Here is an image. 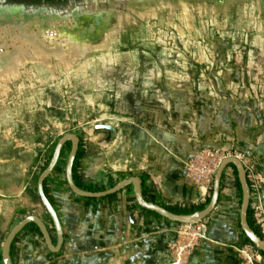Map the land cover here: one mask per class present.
I'll use <instances>...</instances> for the list:
<instances>
[{
    "label": "rangeland",
    "instance_id": "rangeland-1",
    "mask_svg": "<svg viewBox=\"0 0 264 264\" xmlns=\"http://www.w3.org/2000/svg\"><path fill=\"white\" fill-rule=\"evenodd\" d=\"M125 4L77 0L80 12L114 8V20L121 16L114 28L108 27L112 32L104 47L66 61L53 57L51 68L29 60L19 67L16 79L0 81L4 190L27 175L38 177L66 132L82 137L83 145L102 142L117 156H127L129 160L111 165L113 172L129 168L139 172L143 160L130 159L149 149L151 137L166 142L170 152L187 140L198 145L195 153H240L252 161L259 155L256 140L264 142V0L225 5L193 1L186 9L167 7L156 17L143 19ZM69 6L55 4L52 10L62 12ZM7 47L0 51V66L4 53H13V44ZM68 152L66 146L60 159L66 161ZM226 187L222 182L221 190ZM227 188H234L240 207L235 182ZM211 191L212 185L206 197ZM203 222L209 232L210 221ZM172 227L166 242L170 259L187 240L184 224ZM1 245L2 238L0 249ZM81 253L82 258L74 255L71 262L53 258L42 264H129L127 259L119 262L110 249Z\"/></svg>",
    "mask_w": 264,
    "mask_h": 264
},
{
    "label": "crops",
    "instance_id": "crops-1",
    "mask_svg": "<svg viewBox=\"0 0 264 264\" xmlns=\"http://www.w3.org/2000/svg\"><path fill=\"white\" fill-rule=\"evenodd\" d=\"M102 135V132L99 133V136ZM112 138L113 135H110ZM80 140L82 154L77 175L94 191H101V187L109 188L111 183L114 185L124 178L137 176L142 194L154 198V203L165 208L184 203L190 208L206 199L207 189L185 176L184 160L199 149L193 141H181L170 152L166 142L151 137L149 149L130 159L133 162L143 160V168L139 172L131 168L113 172V163H122L129 158L117 156L102 142H87V145H83L82 137ZM261 140H256L260 142L258 149L261 154L252 159L257 168L264 171V142ZM152 145L157 146L155 150ZM66 161L59 158L45 183L63 226L64 242L60 251H49L42 235L29 223L11 244L12 264H42L53 258L71 262L74 255L82 258L83 251L97 254L106 249L116 252L119 262L127 259L129 264H169L171 259L166 251V242L173 234L172 223L175 222L143 210L135 200L131 184L113 198L76 195L66 182ZM232 175L230 167L224 170L222 182L225 186H233ZM37 178L32 179L27 175L20 183L8 184L6 190L0 187L2 243L12 227L28 215L39 216L46 223L53 243H56L53 222L37 194ZM227 187L220 190L218 203L208 217V239L197 242L183 264H245L237 252L244 241L239 236V225H235L237 221L239 224L240 207L235 203L234 188ZM77 246L84 248L78 250ZM138 254L143 257L138 258ZM257 264H264L263 256Z\"/></svg>",
    "mask_w": 264,
    "mask_h": 264
},
{
    "label": "bare ground",
    "instance_id": "bare-ground-1",
    "mask_svg": "<svg viewBox=\"0 0 264 264\" xmlns=\"http://www.w3.org/2000/svg\"><path fill=\"white\" fill-rule=\"evenodd\" d=\"M202 5L208 0H128L125 7L140 19L156 17L167 7L180 6L186 9L192 2ZM235 0H213L217 4H228ZM114 8L90 11L78 14L74 9H68L59 14L39 15L37 10L26 13H5L0 16V51L14 46L13 53L5 55L4 63L0 66V81L13 80L19 76L18 69L29 60L41 61L51 68L54 57L66 61L72 56H81L89 50L101 49L107 37L112 32L104 27L114 28L116 21ZM104 26V27H103ZM84 37V38H83ZM0 53V56L3 53Z\"/></svg>",
    "mask_w": 264,
    "mask_h": 264
},
{
    "label": "water",
    "instance_id": "water-1",
    "mask_svg": "<svg viewBox=\"0 0 264 264\" xmlns=\"http://www.w3.org/2000/svg\"><path fill=\"white\" fill-rule=\"evenodd\" d=\"M94 2H96V0H94ZM110 17L112 19L113 15H111ZM108 27L109 25L105 26L104 30L107 31ZM105 128L115 131V129L111 126H105ZM67 141H70L71 146H70V150H69L66 165H65V177H66V182H67L68 187L76 195H79L82 197H89V198L106 197L108 195L118 193L125 186L131 184L133 187V193L135 196V200L140 207L145 208L150 211H154L158 213L160 216L169 219L170 221L179 222L182 224H190V223L202 221L203 219H205L207 216H209L213 212V210L215 209L218 203L222 174L229 164H233L236 168L237 177H238V180L241 186V191H242L240 210H239L240 228L243 231L244 235L253 243V245L264 253V239L254 231V229L249 225L248 220H247V212L249 208V199H250V189H249V185H248V181L246 177L245 168L243 166L242 161L238 157L231 155V156H226L221 160L214 174L210 201L203 209L189 213V214H175L157 203H154L152 201H147L143 197L142 189L140 185V179L137 176H131L128 178H124L118 181L117 183H115L113 186L106 188L104 190H101V191H89V190L79 188L73 180L72 168H73V163H74V160L76 158L77 151L79 148L80 137L74 132H69V133H65L58 139L47 166L39 174L37 178V194L40 198L42 205L47 210L53 222V226H54L56 236H57L56 243L55 244L53 243L51 233L46 223L37 215H28L24 217L23 219H21L18 223H16L12 227V229L9 231L6 238L4 239L1 245V249H0V256H1L0 264H12L11 257H10L11 244L14 241L17 234L29 223H34L38 227L43 237L44 243L49 249V251L54 252V253L60 251L63 245V242H64L63 226H62V222L54 206L52 205L49 198L45 194L44 180L51 174V172L56 167L58 160L60 158L61 150Z\"/></svg>",
    "mask_w": 264,
    "mask_h": 264
},
{
    "label": "built area",
    "instance_id": "built-area-1",
    "mask_svg": "<svg viewBox=\"0 0 264 264\" xmlns=\"http://www.w3.org/2000/svg\"><path fill=\"white\" fill-rule=\"evenodd\" d=\"M234 155L238 157L245 168L246 177L250 189L249 208L253 212L255 224L260 229L264 239V171L258 169L256 164L248 157L240 153H223L215 156L213 152L194 153L184 161L185 176L201 188L208 189L212 185L214 174L226 156ZM186 239L176 254L172 255L169 264H183L191 249L200 240L208 239V232L205 223L202 221L184 224ZM239 256L245 264H257L262 255L257 247L245 243L237 249ZM185 253V255H184Z\"/></svg>",
    "mask_w": 264,
    "mask_h": 264
},
{
    "label": "trees",
    "instance_id": "trees-1",
    "mask_svg": "<svg viewBox=\"0 0 264 264\" xmlns=\"http://www.w3.org/2000/svg\"><path fill=\"white\" fill-rule=\"evenodd\" d=\"M81 141V140H80ZM68 147L70 149V146H71V143L70 141H67L62 150H61V153H60V158L61 156L63 155L64 153V149L65 147ZM82 152L80 151V143H79V148H78V151H77V155H76V158L74 160V163H73V168H72V177H73V180L75 182V184L81 188V189H85V190H89V191H94L95 189L90 186V185H85L81 178L77 175V167H78V162H79V158L81 156ZM51 155L52 153L48 156L47 158V162L46 164L41 168V172L45 169V167L47 166L50 158H51ZM230 167L231 170H232V173L234 174V182H235V186L236 188L238 189L239 191V194H240V203H241V197H242V191H241V186H240V183H239V180H238V177H237V171H236V168L233 164H229L226 168ZM222 178H223V174H222ZM46 179L44 180V191H45V194L47 195V197L49 198L50 202L52 203L53 205V200L52 198L50 197L49 193H48V190L46 188ZM142 184V182H141ZM111 186H113V183H111ZM221 187H222V179H221V183H220V190H221ZM101 190H104L105 187H101L100 188ZM117 193H114V194H111V195H108L107 198H113L116 196ZM143 196L144 198L147 200V201H152V202H155L154 198H148L145 196V194L143 193ZM210 201V196L206 197L205 201L201 202V203H198V204H194L192 205L190 208H187V207H180L178 205L176 206H170V207H166L167 210L175 213V214H189V213H192V212H195V211H198V210H201L203 209ZM143 210H145L146 212H149V213H152L158 217H161L158 213L154 212V211H150V210H147L145 208H142ZM209 216H207L206 218H208ZM247 220H248V223L249 225L254 229V231L262 237V234L260 232V229L258 228V226L255 224V221H254V218H253V212L250 208H248V212H247ZM175 223H179V222H175ZM31 225L40 233L38 227L34 224V223H31ZM240 227V225H239ZM242 234H243V238H244V241L243 243H249V244H252L253 243L244 235L243 231L241 230ZM41 234V233H40ZM261 255L264 257V253L259 250ZM0 259H1V256H0Z\"/></svg>",
    "mask_w": 264,
    "mask_h": 264
},
{
    "label": "flooded vegetation",
    "instance_id": "flooded-vegetation-1",
    "mask_svg": "<svg viewBox=\"0 0 264 264\" xmlns=\"http://www.w3.org/2000/svg\"><path fill=\"white\" fill-rule=\"evenodd\" d=\"M76 1L77 0H0V16H2L5 13H20V12L26 13L31 10H37V13L39 15H44L46 13L49 14L61 13V11L54 12L52 10V7L55 4H58L60 6L70 5L68 9L69 8L74 9L77 13L82 14L83 12H80L79 8L75 5ZM122 2L126 3L128 2V0H122ZM67 10H64L62 12H66Z\"/></svg>",
    "mask_w": 264,
    "mask_h": 264
}]
</instances>
